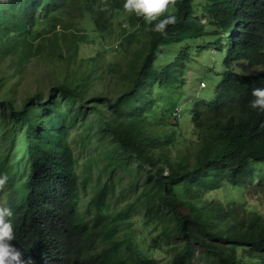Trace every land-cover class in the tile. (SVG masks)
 Segmentation results:
<instances>
[{
	"label": "trees",
	"instance_id": "1",
	"mask_svg": "<svg viewBox=\"0 0 264 264\" xmlns=\"http://www.w3.org/2000/svg\"><path fill=\"white\" fill-rule=\"evenodd\" d=\"M122 4L123 0H0V40L10 41L11 50L31 48L41 30L51 25L50 19L64 31L86 25L84 36L93 41L114 40L121 17L131 23L130 35L119 45L133 55L127 62L125 87L115 99L101 93L89 102L102 133L111 136L104 139L102 134L99 139L116 143L123 155L120 161H126L120 167L136 163L142 173L131 176L147 180L144 217H164L173 224L165 223L163 233L153 235L141 221V241L123 239L121 225L128 223L134 204L120 210L106 182L93 183L95 191L82 205L93 175L78 171V157L58 130L61 119H48L44 129L30 104H44L42 99L34 97L17 109L3 100L28 126L25 165L0 157V168L8 177L2 197L13 213L11 243L32 264H160L155 252L161 249L145 244L160 238L175 240L167 264H264V208L246 201L256 197L264 207V111L248 107L252 89L264 87V0H170L176 20L165 35L150 31ZM64 15L75 19L68 21ZM85 15L92 24L89 19L82 22ZM142 33L148 42L132 49ZM64 34L53 36L60 47ZM79 38L70 37L74 56L77 44L86 39ZM202 53L210 56L209 62ZM189 67L194 68L192 81L186 76ZM95 75L94 67H85L57 90L70 103L86 105V84ZM154 87L166 94L171 88L181 90L177 103L167 100L164 105L168 111L171 105L179 107L178 122L184 120L189 136H182L180 124H169L173 133L150 130L151 122H162L154 114L159 110L156 100L149 95ZM188 93L193 99L182 104ZM172 147L177 148L175 156Z\"/></svg>",
	"mask_w": 264,
	"mask_h": 264
},
{
	"label": "rangeland",
	"instance_id": "2",
	"mask_svg": "<svg viewBox=\"0 0 264 264\" xmlns=\"http://www.w3.org/2000/svg\"><path fill=\"white\" fill-rule=\"evenodd\" d=\"M64 16L68 18V21L75 19L73 16ZM86 19L90 20V24L93 23L90 18ZM50 22L51 25H48L46 30L39 29L42 31L41 36L32 42L31 48L22 47L11 50L10 41L1 42L0 40V157L6 155L11 159L9 163L25 165V160L22 157L28 133L27 121L12 115L10 106L3 104L2 101L10 100L12 107L17 109L34 97L42 99L44 104L30 103L39 127L47 129L48 119H61L62 122L58 124V130L60 135H63L62 138H67V142L78 157V171L81 174L91 173L93 175L92 180L89 179L87 182L88 191L86 193L89 195L82 197V205L87 204L91 194L95 191L92 188L93 183L104 184L107 182L110 184L108 192L110 199L116 201L120 210L128 204H134V210L132 216L130 215L128 218V223L121 225L120 236L123 239L133 240L138 244V241H141L138 235L141 221H145L144 226L148 225V232L152 229L153 235L163 233L165 223L170 227L173 221L166 220L164 217H152L147 221V218L144 217L145 208L142 193L148 187L147 180L144 176H131L142 173L138 171L136 163L129 167H120L125 165L126 161H120L123 155L116 143L99 139L102 134L104 139L111 136L108 133H102V128L99 127V122L91 108L92 103L89 102L92 97H99L101 93L115 99L125 87L127 62L133 58V55L124 52L123 47L119 45H122L130 35L131 23L121 17V24L117 26L119 31L114 40L101 37L100 40L93 41L84 36L86 25L81 28L73 26V31H64V28L56 20L50 19ZM55 24L56 26H54ZM55 32L66 33L63 36L62 47L57 44V38L53 37ZM26 33L29 36L28 28H26ZM75 35L80 36L79 40L82 35L86 39L77 44L78 52L74 56L75 46L71 45L70 37ZM139 38L140 41L132 43V49L141 48L146 41L148 42V37L143 33ZM200 56H204L207 62L210 61L209 55L202 53ZM89 66L94 67L96 75L93 78L89 77L86 84L84 100L88 103L86 105H82L79 101L70 103L67 96H62L58 92L57 87L64 82L69 84L67 81L72 79L73 72L79 73ZM197 69L200 70V67ZM186 73L187 79L192 81L194 68L189 67ZM170 90L171 94H166L165 89L154 87L152 95L149 94L154 101L156 100L155 107L159 108L158 111H154L156 118L162 119L160 124L151 122L150 130L154 134L173 133L169 124L174 126L180 124V130H185L182 136H189L190 134H187L183 123L184 120L182 123L178 122L181 113L179 107L171 105V110L168 111L164 105L167 100H173V104L179 101L177 96L181 90L178 88ZM156 93L160 94L159 98L155 96ZM191 99H193L192 93H188L186 99L182 97L181 103L184 104L185 100L190 101ZM50 127L54 129L56 125L53 124ZM192 128H194L193 124ZM180 130H176L177 133ZM33 134L35 135V132ZM191 139L194 140V137ZM172 148L171 154L175 156L176 149L183 147ZM17 158L18 160H16ZM89 165L92 166V169L85 167ZM111 166L114 169H111ZM81 182H85L83 178H81ZM4 191H7L6 188ZM2 196L0 190V202H5ZM246 201L257 204L263 211L264 207L256 201V197H248ZM174 242L175 240L172 243H167L164 238H160L157 243L149 240L145 244L150 249H161V253L160 251L155 252V258L160 264H167L171 254L170 248L173 247ZM199 264H207V262L202 260Z\"/></svg>",
	"mask_w": 264,
	"mask_h": 264
},
{
	"label": "clouds",
	"instance_id": "3",
	"mask_svg": "<svg viewBox=\"0 0 264 264\" xmlns=\"http://www.w3.org/2000/svg\"><path fill=\"white\" fill-rule=\"evenodd\" d=\"M123 10L131 15L142 18L150 31L160 35L166 34V27L175 23V14L171 11L170 0H123ZM39 13H36V15ZM86 15L82 22H85ZM81 22V23H82ZM100 35V34H99ZM253 99L248 107L257 111H264V87L252 89ZM8 177L0 168V190L7 193ZM6 188L7 191H4ZM12 209L7 202H0V264H32L30 257H23L21 251L14 247Z\"/></svg>",
	"mask_w": 264,
	"mask_h": 264
}]
</instances>
